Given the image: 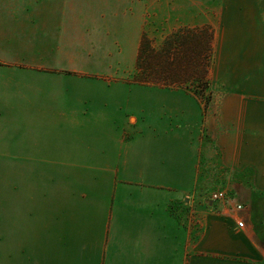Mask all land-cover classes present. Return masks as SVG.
I'll use <instances>...</instances> for the list:
<instances>
[{"label":"crops","instance_id":"crops-1","mask_svg":"<svg viewBox=\"0 0 264 264\" xmlns=\"http://www.w3.org/2000/svg\"><path fill=\"white\" fill-rule=\"evenodd\" d=\"M153 2L214 29L206 114L120 78ZM213 162L264 189V0H0V264H264L250 202L195 199Z\"/></svg>","mask_w":264,"mask_h":264},{"label":"trees","instance_id":"trees-1","mask_svg":"<svg viewBox=\"0 0 264 264\" xmlns=\"http://www.w3.org/2000/svg\"><path fill=\"white\" fill-rule=\"evenodd\" d=\"M214 39V29L209 25L181 27L166 36L159 48H154L144 34L136 58L134 81L186 90L193 84L194 90L189 92L200 100L204 94L201 91L209 90ZM210 100L209 94L206 103Z\"/></svg>","mask_w":264,"mask_h":264},{"label":"rangeland","instance_id":"rangeland-1","mask_svg":"<svg viewBox=\"0 0 264 264\" xmlns=\"http://www.w3.org/2000/svg\"><path fill=\"white\" fill-rule=\"evenodd\" d=\"M219 1L221 2V0ZM149 10L151 13H149V15L147 16L145 31L142 34V36L146 34L151 40L154 48H159L162 45V42L166 36H168L169 34L179 29L178 27L180 26L181 22H183V20L184 22L189 21V23L190 22L195 23L194 20H196V18L192 17V15L183 16L182 14L181 16H179L178 10L176 9L175 10L169 9L168 11H165V13L163 12V10L159 12V9L157 6H155L154 2L151 5V8ZM213 12H215V10H213ZM199 20L200 22H203V21L205 22L208 20V18H206L204 14L201 13ZM212 26L215 29H218V32L219 31L225 32V30L227 31L229 30V36L232 35L234 37L231 40V42L232 43L235 42V44L238 43V41H235L236 39L235 34H242V32L243 31L245 32V29H246V26H242L239 24H236V25L223 24V25H215V26L212 25ZM140 41L141 40L137 41V52H136L137 54H138V48H139L138 46L140 45ZM249 55H250V59L254 57L252 56L251 50H249ZM212 67H213V64L211 68ZM136 75H137V70L135 68L133 73L121 75L120 78L127 80V81L128 80L134 81ZM209 75L210 74H208V79H209ZM209 84H210L209 90L207 89L205 91H201L204 94H203V98H201L200 101H201V104L203 105V112L205 114L207 113V109L210 104V102L209 104L206 103V98L210 94L211 99H212L213 94H214L213 93L214 89H213V86L211 85L212 84L211 78L209 79ZM190 85L191 86H189V90L193 91L194 85L193 84H190ZM189 90H186V91H189ZM212 165H213V169L204 170L205 173H208L207 179H205L203 183H200L198 185V189L196 191L199 198L195 195V199H198L200 206H203L206 209L213 208L212 206L214 205V202L210 200V196L214 192H217V191L225 192L228 196V199L229 197H231V194L236 193L237 194L236 201L234 200L235 209L238 210L237 206L241 205L242 209L240 210H243L246 207L245 203L250 202L251 209L255 207L256 213H257L255 216L256 223L253 222V225H255L256 228L258 227L259 224L264 225V189L258 188V186L256 187L254 185L253 171L251 169H245L242 172H235L230 169L221 168V166H219V162H213ZM60 177H62L61 180H63V178L67 179V169H64V170L57 169V180H59ZM263 238H264V234H263ZM263 246H264V243H263Z\"/></svg>","mask_w":264,"mask_h":264},{"label":"built area","instance_id":"built-area-1","mask_svg":"<svg viewBox=\"0 0 264 264\" xmlns=\"http://www.w3.org/2000/svg\"><path fill=\"white\" fill-rule=\"evenodd\" d=\"M228 199V196L225 192H221V191H217V192H214L211 194L210 196V200L214 203H217V202H226ZM237 209L240 210L242 209V206L241 205H238L237 206ZM238 226L239 227H243V222H238Z\"/></svg>","mask_w":264,"mask_h":264}]
</instances>
